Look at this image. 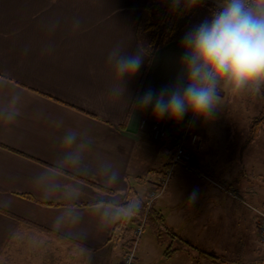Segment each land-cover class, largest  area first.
<instances>
[{
  "label": "crops",
  "instance_id": "0c3cea01",
  "mask_svg": "<svg viewBox=\"0 0 264 264\" xmlns=\"http://www.w3.org/2000/svg\"><path fill=\"white\" fill-rule=\"evenodd\" d=\"M149 1L0 0V264H109L101 252L121 236L115 230L127 215L121 205L145 206L169 170L174 138L141 134L151 108L130 121L129 100L176 81L182 37L208 15L183 13L174 35L119 85L109 53L120 45L149 48L152 34L143 30ZM120 87L125 96L117 94ZM221 95L217 118L191 126L198 139L192 163L219 186L174 166L149 208L180 238H200L225 254L233 243L254 239L253 209L264 208V118L247 142L264 89ZM232 98L243 108H234ZM70 131L85 145L76 167L64 162L62 140ZM194 191L195 203L188 200ZM211 246L197 245L216 253Z\"/></svg>",
  "mask_w": 264,
  "mask_h": 264
},
{
  "label": "clouds",
  "instance_id": "9594fccd",
  "mask_svg": "<svg viewBox=\"0 0 264 264\" xmlns=\"http://www.w3.org/2000/svg\"><path fill=\"white\" fill-rule=\"evenodd\" d=\"M166 2L171 12L185 13L203 0ZM212 2L214 7L210 15L182 37L176 81L159 91L148 89L130 99V121L137 113L151 108L156 121L167 119L179 124L190 116L193 124L196 121L211 123L223 103L222 92L239 94L247 91L259 95L264 89V0ZM150 55V49L143 44H138L134 51H129V45L114 48L109 53V60L116 82L128 84ZM126 93V87L117 90L119 96ZM12 118L10 114L9 119ZM84 147L77 142L75 132H68L62 140V148L67 152L64 162L78 166ZM196 199L194 191L188 200L195 203Z\"/></svg>",
  "mask_w": 264,
  "mask_h": 264
},
{
  "label": "rangeland",
  "instance_id": "374dc122",
  "mask_svg": "<svg viewBox=\"0 0 264 264\" xmlns=\"http://www.w3.org/2000/svg\"><path fill=\"white\" fill-rule=\"evenodd\" d=\"M196 10H200V9H196ZM201 11H203L208 16L210 15L204 10ZM231 100L232 102H234V108L236 109L243 108L241 99L232 98ZM235 102L237 103L236 105ZM263 106H264V102H263ZM238 111L240 112V110ZM261 115H264V107ZM257 134L255 135V137L257 136ZM259 135H260L259 136L260 139L264 141V124L260 129ZM247 142L249 143L250 141L247 140ZM146 211L147 209L145 210V213ZM128 217L129 218H127V220L121 225V229H120L121 236H118L119 239H116L112 243H109L107 247L103 250V252H101L102 255H104V253L107 254L106 260L107 262H109V264H118L120 257H121L120 264H122V262L125 260L129 252L133 253V259L131 264H212L204 258L198 260L188 258L187 256H184L186 255V251L181 249L175 251L176 253L175 256L173 257L170 256L168 258H165L163 256V252L166 246L156 242L153 233L154 229L148 223L144 225L142 235L140 236V238H138L137 242L135 243V236H134V229L136 227V223L134 222L135 216H133L132 214L129 215ZM190 243L196 247L197 245L198 246L200 245L202 248H206V246H211L210 243L201 244L200 238L199 239L193 238V241ZM212 246L215 245L213 244ZM232 246L233 249L228 248L229 250H223L225 254L222 253V251H218L219 248L215 246L214 248L216 253L214 252L213 253L219 259L222 257V259L225 262L224 264H264V238L260 239L257 233L256 235H254L253 240L251 241L248 240L247 242H242L240 244L233 243ZM202 251L208 252L207 250H203V249ZM94 261H97V259L95 258ZM87 264H89V262Z\"/></svg>",
  "mask_w": 264,
  "mask_h": 264
},
{
  "label": "trees",
  "instance_id": "16d2710c",
  "mask_svg": "<svg viewBox=\"0 0 264 264\" xmlns=\"http://www.w3.org/2000/svg\"><path fill=\"white\" fill-rule=\"evenodd\" d=\"M194 9H200L210 14L212 6L203 1L199 6ZM183 16V13H173L170 11V5L166 0H150L149 4L145 7V17L143 19V30L152 34L149 41V49L151 54L162 44L167 42L176 32L175 21ZM264 107V106H263ZM264 115L255 119L249 129L248 141L252 140L257 131L259 130ZM174 138V145H175ZM129 203H124L121 208L127 213L126 218L119 220L115 225L116 228H121V225L129 218V215L135 216L134 222H138L143 216L145 217V223L150 224L153 227V233L159 244L165 245L166 248L163 252L165 258L176 250H184L186 252L196 253L200 258L208 260L212 264H224L225 262L219 259L213 252H205L192 245L189 241L180 238L174 232H172L164 223L163 218L155 212H152L150 208L145 213V206L137 204L133 209ZM131 209V213L129 212Z\"/></svg>",
  "mask_w": 264,
  "mask_h": 264
},
{
  "label": "built area",
  "instance_id": "2783aa9c",
  "mask_svg": "<svg viewBox=\"0 0 264 264\" xmlns=\"http://www.w3.org/2000/svg\"><path fill=\"white\" fill-rule=\"evenodd\" d=\"M210 4L212 8L214 4L212 0H203ZM192 123L191 117L187 116L179 124H171L170 121L164 119L156 121L152 112L146 113L142 118V123L140 125V133L144 136H148L153 140L161 141L167 139L168 137L175 138L174 150L170 159V168L165 172L164 177L159 181V183L152 188L146 199V209L148 210L149 206L164 190L167 185V182L171 175V168L174 166L182 167L185 170L196 173L199 176L203 177L207 182L217 185L211 179L203 176L200 171L192 163V151L198 145L197 136L192 132ZM219 186V185H217ZM229 195H235L227 191ZM256 214V233L260 239L264 238V208L253 209ZM145 225V217L138 221L134 229L135 243L138 238L142 235L143 228ZM133 259V253L129 252L122 262V264H131Z\"/></svg>",
  "mask_w": 264,
  "mask_h": 264
}]
</instances>
